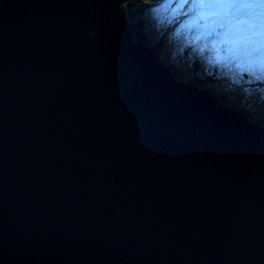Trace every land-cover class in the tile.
<instances>
[{
    "label": "water",
    "instance_id": "95a60500",
    "mask_svg": "<svg viewBox=\"0 0 264 264\" xmlns=\"http://www.w3.org/2000/svg\"><path fill=\"white\" fill-rule=\"evenodd\" d=\"M128 1L0 0V253L264 264V127L133 45Z\"/></svg>",
    "mask_w": 264,
    "mask_h": 264
},
{
    "label": "clouds",
    "instance_id": "9594fccd",
    "mask_svg": "<svg viewBox=\"0 0 264 264\" xmlns=\"http://www.w3.org/2000/svg\"><path fill=\"white\" fill-rule=\"evenodd\" d=\"M141 9L125 16L133 45L152 50L177 82L207 90L264 127V0H150ZM0 264H9L3 253Z\"/></svg>",
    "mask_w": 264,
    "mask_h": 264
},
{
    "label": "trees",
    "instance_id": "16d2710c",
    "mask_svg": "<svg viewBox=\"0 0 264 264\" xmlns=\"http://www.w3.org/2000/svg\"><path fill=\"white\" fill-rule=\"evenodd\" d=\"M149 2L150 0H129L124 5V9L127 17L129 18L139 17L142 11L141 5Z\"/></svg>",
    "mask_w": 264,
    "mask_h": 264
}]
</instances>
